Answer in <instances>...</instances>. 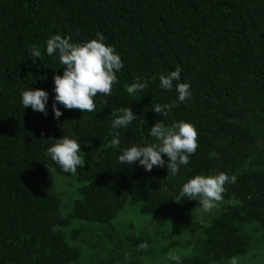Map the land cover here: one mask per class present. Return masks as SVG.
I'll use <instances>...</instances> for the list:
<instances>
[{
	"label": "trees",
	"instance_id": "obj_1",
	"mask_svg": "<svg viewBox=\"0 0 264 264\" xmlns=\"http://www.w3.org/2000/svg\"><path fill=\"white\" fill-rule=\"evenodd\" d=\"M98 32L124 64L111 95L98 93L91 113L58 105L54 119L53 77L64 68L46 41ZM177 65L192 95L162 117L152 106L177 94L151 77ZM138 76L149 87L129 94ZM27 87L49 93L47 115L24 109ZM119 107L137 114L119 130L121 147L154 142L147 132L157 120L192 123L199 146L190 164L175 177L166 165L120 164V147H105ZM63 135L79 140L86 160L75 174L45 155L48 139ZM220 172L236 183L224 185L212 219L195 220L197 201L176 202L182 183ZM57 175L78 186L67 212L60 190L70 183ZM153 217L165 224L123 227ZM256 242L264 245V0H0V264H264Z\"/></svg>",
	"mask_w": 264,
	"mask_h": 264
},
{
	"label": "clouds",
	"instance_id": "obj_2",
	"mask_svg": "<svg viewBox=\"0 0 264 264\" xmlns=\"http://www.w3.org/2000/svg\"><path fill=\"white\" fill-rule=\"evenodd\" d=\"M46 53L50 57L55 54L64 68L62 75L53 77L55 95L52 110L54 119L57 120L63 115L58 105L65 109H78L83 113L95 112L94 98L98 93L105 97L111 95L113 85L117 83V73L124 67L120 54L116 52L114 46L106 43V37L100 32L96 33L95 38L80 43L71 42V36L55 34L46 41ZM41 55L39 48L31 50L32 58H40ZM181 73L182 68L177 65L175 70L161 72L151 77V80L155 81L158 75V86L162 90L175 91L177 94L176 101L170 104L156 103L152 106V110L162 117L170 115L178 106L177 101L184 103L191 98V85L187 81H181ZM148 87L149 79L138 76L127 87V92L134 94ZM48 102L49 93L46 90L39 88L33 90L29 87L21 90L20 103L24 109L31 107L33 111L47 115ZM110 115L111 139L107 141L105 147L108 149L120 147L117 159L122 165L136 164L145 171H151L154 166L164 168L166 165L168 174L175 177L179 174L181 166L190 164V156L196 153L199 146L198 134L192 123L180 120L166 126L163 120H157L147 132L154 142L121 147L119 130L128 128L136 120L137 114L131 107H119ZM48 140L51 143L46 148L45 155L63 172L75 174L78 168L85 166L86 160L80 155L81 144L77 138L63 135L59 139ZM164 157H167V160ZM236 180L235 175L229 176L225 172L194 175L182 183L176 202L188 197L189 200L197 201L201 211L207 213L223 200L224 185L235 184ZM232 264H235V260Z\"/></svg>",
	"mask_w": 264,
	"mask_h": 264
},
{
	"label": "rangeland",
	"instance_id": "obj_3",
	"mask_svg": "<svg viewBox=\"0 0 264 264\" xmlns=\"http://www.w3.org/2000/svg\"><path fill=\"white\" fill-rule=\"evenodd\" d=\"M63 178L64 177H62L60 175L56 176L57 180H63ZM63 183L64 184H69L70 182L66 181V180H63ZM77 187H78L77 184H75L74 182L70 183L69 185L63 186L62 189L60 187H58V189H61L60 190L61 192H64L63 210L65 212H67L65 210L66 204H69L71 201L75 200L78 197L77 196ZM75 195H76V197H75ZM220 207H221V205L213 208L211 211H209L207 213H204V212H202L200 210L199 211L200 213L198 214V216L196 215L197 218L195 220L202 221V222H207L206 220L212 219L213 216L216 214V212H218L221 209ZM122 215H125V218H129V219L137 218V216H134L133 214L126 213V212L124 214H122ZM131 216H133V217H131ZM153 218H156V219L150 220V219L144 218L143 220H139V221H135V220L126 221V222L123 223V227H126L127 231H131V229L128 226L124 225V224L133 222L134 225H135V231H137L139 229H143L144 231H147L148 229L149 230L151 229V228H149V226H152V228L157 229V227H158L157 224L158 223L160 224V228H161L162 223L165 224L163 219H161V218H160L161 220L157 219L159 217H153ZM153 218H151V219H153ZM95 226H98V225H95ZM257 237L263 239L261 234H259ZM256 244H257L256 248L259 247V250L261 252V256H264V245L262 243H259V242H256ZM250 256H253V255L250 254ZM253 264H256V262H253Z\"/></svg>",
	"mask_w": 264,
	"mask_h": 264
}]
</instances>
